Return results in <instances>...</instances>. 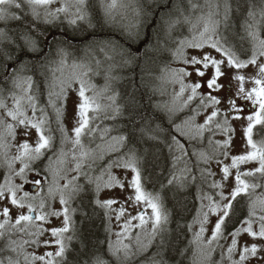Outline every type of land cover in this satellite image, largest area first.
Instances as JSON below:
<instances>
[{
  "label": "snow or ice",
  "instance_id": "snow-or-ice-1",
  "mask_svg": "<svg viewBox=\"0 0 264 264\" xmlns=\"http://www.w3.org/2000/svg\"><path fill=\"white\" fill-rule=\"evenodd\" d=\"M152 2L168 8L161 15L167 27L158 29L157 47L163 40L160 50L170 51L173 60L186 66L167 69L171 82L180 86L176 97L190 93L182 108L199 101L193 115L174 125L170 139L163 141L159 126L145 122L134 97L120 105L117 93L108 94L107 82L99 90L90 83L88 77L100 74L102 61H95V69L69 65L62 50L58 62L47 58L41 25L62 14L72 16L71 24L87 19L94 7L89 0H61L55 8L57 0H0V167L6 168L0 183V264H264V138L254 139L258 128L264 130V0H187L186 6L183 0ZM102 6L113 19V11L125 5L110 0ZM181 22L189 25V36L169 49ZM129 39L139 40V34L129 33ZM249 68L251 72L245 71ZM188 77L194 82L185 83ZM110 79L114 77H106ZM73 92L76 122L69 136L63 121ZM197 116L202 123H196ZM104 120L113 123L101 126ZM238 125L242 151L233 154ZM18 128L25 137L34 129L35 144L27 139L13 144ZM160 143L168 150L163 160ZM68 144L72 147L65 151ZM12 147L16 154L9 156ZM69 155L76 173L71 179L66 172ZM114 168L124 170L123 178ZM157 168L161 174L167 171L166 183L149 191ZM16 177L21 182H14ZM115 188H130L132 194L112 195ZM192 189L198 206L187 221L181 209L190 211L183 197ZM169 192L176 201L172 211L164 203ZM57 196L60 208L54 207ZM77 198V206L71 207ZM96 217L109 234L115 219L120 228L115 242L110 237L91 241ZM175 217L185 219L184 225ZM53 218L59 225H52ZM173 222L178 232L169 229ZM182 236L187 240L183 247ZM216 252L219 260H213Z\"/></svg>",
  "mask_w": 264,
  "mask_h": 264
},
{
  "label": "trees",
  "instance_id": "trees-1",
  "mask_svg": "<svg viewBox=\"0 0 264 264\" xmlns=\"http://www.w3.org/2000/svg\"><path fill=\"white\" fill-rule=\"evenodd\" d=\"M89 2L94 7L89 9L88 18L85 20H78L77 23L71 24L69 19L61 16L59 20L52 24L41 25V31H43L42 46L45 48L47 58L58 62L60 56L57 55V52L62 50L66 54L67 60H69L68 63H73L76 62L72 58L75 54L81 56L93 55L94 52L96 53L95 50H97L98 45L104 46L106 51L110 50L114 53L110 61L112 65L110 72L108 70L100 75L101 80L110 85L111 91L108 94L117 93V103L120 105H127L134 97L141 115L146 118L145 122L150 123L152 128L159 126L160 140L163 141L166 137L170 139L169 133H174V125L183 124L185 120L192 116V109L196 108L199 101L198 99L194 100L187 108H176L175 106L178 102L176 93L179 92L180 86L178 83L173 84L171 82L167 69H176L174 65L179 60H173L170 51L160 50L164 48L163 40L159 41V47H157V31L167 27L161 21V15L167 13L168 8H165L162 4L157 6L152 0H135V11H133L132 19L129 23L124 24L115 18L108 19L105 16V9L102 6L105 5L103 0H89ZM176 2L179 3L180 0H176ZM183 5H187V0H183ZM169 7H171V4ZM112 16L114 17V14ZM176 16L177 13L173 9L172 19H175ZM164 18L165 20L168 19L166 15ZM129 33L133 35L138 33L139 40L129 39ZM161 35H163V32H161ZM172 36L173 39L167 45L169 49L175 48V40L189 36V25L183 22L177 24ZM244 47H248V45L245 43ZM29 58H31V54H29ZM124 61H129V63H124ZM55 66L56 64L51 65L53 68ZM107 76L114 77V79L106 80ZM88 79L95 84L100 83L97 82V78L93 74H90ZM41 102H44L43 99ZM112 123V121L104 120L101 126L111 125ZM263 133L264 130L258 128L254 132V139L256 140ZM68 135H70L69 131ZM159 149L163 160L164 157L168 156V150L163 143H160ZM0 164H3L1 159ZM161 167H165V165L162 164ZM87 170L88 168L85 166L84 171ZM5 172L6 168L0 167V183L3 182ZM167 175V171L161 174V169L157 168L156 175L152 177L151 182L147 185L148 190H159L160 181L166 183L165 178ZM18 180L19 178L16 177L14 182L18 183ZM78 182L83 184V178L81 177ZM47 183L48 181L44 182V190ZM259 191L257 190V192ZM195 196V189H192L189 195L183 197L190 209L188 212L181 209V214L187 221L192 220L196 206H198ZM89 198L90 194L85 195L86 201ZM78 202L79 199L77 198L72 202L71 207H76ZM164 203L169 211L173 210L176 201L173 199L172 193H168ZM2 219L1 217L0 221ZM174 220H178L181 226L185 223V219L179 217H175ZM168 227L169 229H175L177 232L179 231L175 222L170 223ZM109 237L110 234L106 233L104 222L100 217H96L94 226L91 228V241L93 243L97 239L106 241ZM181 240L183 243L180 246L183 247L187 240L183 236ZM106 246L107 244H105ZM191 255L190 250L188 257L190 258Z\"/></svg>",
  "mask_w": 264,
  "mask_h": 264
},
{
  "label": "rangeland",
  "instance_id": "rangeland-1",
  "mask_svg": "<svg viewBox=\"0 0 264 264\" xmlns=\"http://www.w3.org/2000/svg\"><path fill=\"white\" fill-rule=\"evenodd\" d=\"M104 1V4L106 5L107 3L110 2V0H103ZM60 2L61 0H57V3L52 5L53 8L55 7H59L60 6ZM119 3L122 4V5H125L124 7H118L117 9H115L113 11L112 14H114V17L117 18V20L119 22H122L124 24H127L131 21L132 19V14H133V11L134 10V7H135V0H119ZM72 11H74V9H72ZM63 17H65L63 14L61 15ZM66 19H71L72 16L71 15H68L67 17H65ZM101 48H105L104 46H100L98 45L97 46V50L96 53L94 52L93 55H79V54H75L73 58V60H76L77 63H84V64H89L93 69L96 68V64H95V61L96 60H100L102 61V66L100 68V74L99 75H95L93 74L94 76H96L97 78V82H100V83H94L92 80L90 81L91 84L95 85L96 88L99 90V89H103L104 86H105V82H103L101 80V77L100 75L102 73H105L109 70V67L112 65L110 64L111 60L112 59H107L106 58V55L107 56H110L112 57L113 56V52H110V50L106 51L104 49L103 52L100 51ZM186 51H192V50H186ZM69 62V60H67V63ZM69 65H71L72 63H68ZM56 67V66H55ZM54 67V68H55ZM175 68H180V67H186L182 64L181 61L177 62L175 65H174ZM190 70V68H189ZM104 71V72H103ZM245 71H248V72H251L252 69L249 68ZM191 82H194V77H188V78H185V83H191ZM226 83V81H224ZM74 87H76V85H74ZM246 87H251V84H246ZM200 91H203V90H200ZM91 94V93H89ZM190 93L188 91H186L184 93V95L180 98H178V102L177 104L175 105L176 108H182V104H183V101L187 99V96L189 95ZM74 101H75V93H70L69 94V97L67 99V102H66V106H65V125L67 127V131L70 132V135L69 136H72L73 133H72V128L74 127L75 125V122H76V110H75V104H74ZM10 103V102H9ZM30 114V113H29ZM203 122V118L202 116H197L196 117V123H202ZM99 123V121L97 122ZM31 132V135L25 137L23 135V129L22 128H18L17 129V136H16V140L13 141V144L15 145H18L20 142H22L24 139H27L28 142L32 145L35 144V140L37 138V133L35 132L34 129H31L30 130ZM242 132H241V129L239 127V125L237 126V129H236V136H235V139H234V151H233V154H239L241 151H242V144H243V140H242ZM261 138H264V133L259 135V137L256 139L257 141L260 140ZM85 144H87V139H85ZM72 145L71 144H68L66 145L65 147V151H68L69 149H71ZM16 154V147H12L11 149H9L8 151V155L9 156H13ZM1 159V163H3V158H0ZM19 167H21L20 163L17 162L16 165H15V168L16 170L18 171L19 170ZM74 167V162L71 160V155H69V158H68V164L66 166V172H67V177L68 179H71V177L73 175H76V173L72 172L71 171V168ZM213 171H215L217 173V175L215 176V179L219 180L220 178V174H219V171L218 169H216L215 167V164L213 163ZM244 167V166H242ZM248 167H251V165H249ZM84 170V169H83ZM88 171V170H87ZM114 174H116L119 178H123L124 176V170L122 169H113L112 170ZM94 174H98V170L96 173ZM128 179L131 178V173L129 172L128 174ZM28 176V179L31 180L32 179V176H33V173L29 172L27 174ZM18 183L21 182L20 180L17 181ZM65 181H61V184H63ZM30 186V184H26L25 187L26 189H28V187ZM46 189L47 187L45 188V192H46ZM109 190H105V192H102L101 193V197L103 198L105 196V193L108 192ZM111 191V194L112 195H115V196H119V197H123V196H126V195H131L132 194V190L129 188V189H126V191L124 192H121V190L119 188H115V189H112L110 190ZM259 191V189H258ZM119 205H114L113 207H118ZM54 207L56 208H60L61 206L59 205V197H57L56 201L54 202ZM143 207V206H141ZM150 211V210H149ZM133 215H135V212H132ZM1 219V217H0ZM214 219V218H213ZM122 222V221H121ZM52 225L53 226H56V225H59V220H56L53 218V220L51 221ZM134 223H136L134 221ZM111 228H112V233H110V239L112 242H115L117 237L115 236V233L120 231V228L117 226V222L115 221V219L113 218L112 220V223H111ZM135 231H138V230H134ZM205 236L206 238L208 236H210V230L208 232L205 233ZM125 242H128L127 240H125ZM221 243H224L223 241H221ZM31 250V249H29ZM44 249L41 248L40 251H43ZM219 253L216 252V253H213V260H219ZM225 264H227V262H225Z\"/></svg>",
  "mask_w": 264,
  "mask_h": 264
},
{
  "label": "flooded vegetation",
  "instance_id": "flooded-vegetation-1",
  "mask_svg": "<svg viewBox=\"0 0 264 264\" xmlns=\"http://www.w3.org/2000/svg\"><path fill=\"white\" fill-rule=\"evenodd\" d=\"M116 20H117V18L116 17H114ZM64 122V125H65V121H63ZM53 127H55V125L53 124ZM65 127H66V125H65ZM66 129H67V127H66ZM55 135L57 136V141H56V144H57V146H59V139H58V137H59V133H55Z\"/></svg>",
  "mask_w": 264,
  "mask_h": 264
},
{
  "label": "water",
  "instance_id": "water-1",
  "mask_svg": "<svg viewBox=\"0 0 264 264\" xmlns=\"http://www.w3.org/2000/svg\"><path fill=\"white\" fill-rule=\"evenodd\" d=\"M28 189H30V190H31V189H32V186L30 185V186L28 187ZM33 193H34V190H33Z\"/></svg>",
  "mask_w": 264,
  "mask_h": 264
}]
</instances>
